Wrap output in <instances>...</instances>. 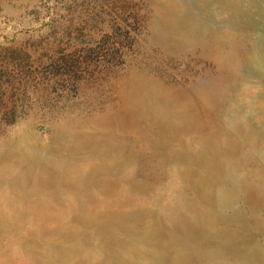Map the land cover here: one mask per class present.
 <instances>
[{"label": "rangeland", "instance_id": "1", "mask_svg": "<svg viewBox=\"0 0 264 264\" xmlns=\"http://www.w3.org/2000/svg\"><path fill=\"white\" fill-rule=\"evenodd\" d=\"M0 264H264V0H0Z\"/></svg>", "mask_w": 264, "mask_h": 264}]
</instances>
